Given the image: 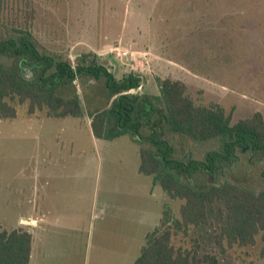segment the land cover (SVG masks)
<instances>
[{
    "label": "rangeland",
    "instance_id": "1",
    "mask_svg": "<svg viewBox=\"0 0 264 264\" xmlns=\"http://www.w3.org/2000/svg\"><path fill=\"white\" fill-rule=\"evenodd\" d=\"M19 31L30 32L41 51L71 64L76 57L92 53L117 78L129 70L121 66L114 49H126L142 64L137 73L142 79L140 94L158 96L157 79L169 78L184 83L195 104L222 107L232 124L255 112L264 119V0H3L0 39ZM0 63L12 67L15 61L0 57ZM74 85L83 115L66 121L75 129L62 132L63 121H42L48 117L47 109L29 115L28 102L16 100L12 104L16 118H0V230L15 224L19 215L38 218L41 177L37 172L44 148L55 145L50 149L71 151L79 161L81 173L66 182L75 186V197L79 188L81 196L89 194L81 210L86 217L93 213L95 225L86 221L78 236L65 230L43 237V244L36 234L32 264H131L160 210L167 209L178 219L183 201L170 199L152 177L137 172L139 145L129 135L113 140L93 136L88 111L101 103L103 84L87 79ZM71 134L74 143L67 141ZM53 136L58 142L53 143ZM169 140L178 158L193 155L200 160L217 147L213 139ZM261 163L246 164L249 174L240 169L242 176H235V171L226 179L260 191L264 160ZM109 215L112 229L105 233L103 220ZM212 216L205 227L177 233L173 245L215 255L218 264H264L260 237L253 246L222 252L214 241L219 218ZM34 220L26 225L29 233L39 226Z\"/></svg>",
    "mask_w": 264,
    "mask_h": 264
},
{
    "label": "trees",
    "instance_id": "2",
    "mask_svg": "<svg viewBox=\"0 0 264 264\" xmlns=\"http://www.w3.org/2000/svg\"><path fill=\"white\" fill-rule=\"evenodd\" d=\"M0 57L15 61L12 67L0 63L1 119L16 118L15 100L28 102L29 115L45 108L48 117L80 118L82 103L74 84L95 80L103 87L101 107L88 111L93 136L113 140L129 135L136 140L138 172L152 177L170 199L183 201L178 219L163 211L131 264H218L215 255L175 247L172 242L177 233L211 224L212 214L219 218L214 241L222 252L253 246L256 237L264 251V189L254 191L226 179L235 171V176H242L240 169L247 175L249 166L264 160V119L259 112L232 124L222 107L195 104L186 85L169 78L157 79L158 96L130 94L141 85L140 75L127 73L118 79L92 53L76 57L71 64L41 51L28 31L0 39ZM175 136L195 143L213 139L217 147L200 160L193 155L178 158L169 140ZM259 174L264 179V171ZM31 245L29 232L1 229L0 264H29Z\"/></svg>",
    "mask_w": 264,
    "mask_h": 264
},
{
    "label": "crops",
    "instance_id": "3",
    "mask_svg": "<svg viewBox=\"0 0 264 264\" xmlns=\"http://www.w3.org/2000/svg\"><path fill=\"white\" fill-rule=\"evenodd\" d=\"M123 75L124 74H122L121 77ZM68 118L73 117H46L42 121L47 120L48 122H51L50 120L52 119L61 120L64 123L60 126V129L62 132H64L66 129H69V127L75 129V124L73 126L68 125V122L66 121L68 120ZM49 126L52 128L56 127L55 125L51 124ZM70 130L72 129L70 128ZM67 141L74 143V134L69 135L67 137ZM45 142L47 143L46 140ZM54 142H58L56 136H53V143ZM47 148L48 149L44 148L46 151H43L44 153L41 158V168H39V172H37L39 173V177H41V194L39 198L40 209L38 218L32 216V214L26 216L19 215L18 217H16L15 224H13L12 222L9 225L3 226V230L8 232L15 229H23L28 232V228H26V225L28 223H34V219L39 221V226H36V228L32 229V231L30 232L32 236V245L29 264H32L34 250L36 247H38L35 237L36 234H39L42 237L41 244H43V237L50 235L52 236L55 234V236H58L61 235L65 230L68 232L75 233L78 236L81 232L83 223L86 221L87 224L93 221V225H95V218L93 217V213L88 214V216L86 217V214L83 215V211L81 210L82 200L83 198H87L89 194L86 196H81V190L77 185V187L79 188L80 195L78 196V198L75 197L76 193L75 190H73L75 186L69 182H66V180L74 181L73 179H75V177L77 178L79 173H81L79 161L75 160L74 156H72L73 153H71V151L64 152L62 150L54 151L53 149H50L55 148V145L54 147L48 146ZM136 156H138L139 158L138 152L136 153ZM51 159H55V161L51 162ZM79 182L80 180H78V184ZM162 213L163 210H160L156 225L153 226L151 230L147 231L146 233L144 232V237L159 224ZM23 222H25L24 227H22ZM112 222L113 221L111 215H109L107 219L105 218L103 220L104 227H102V229L105 231V233L107 232V230L110 231L112 229ZM86 227L88 226L86 225ZM91 230L93 231V229ZM41 254H43L42 251Z\"/></svg>",
    "mask_w": 264,
    "mask_h": 264
},
{
    "label": "built area",
    "instance_id": "4",
    "mask_svg": "<svg viewBox=\"0 0 264 264\" xmlns=\"http://www.w3.org/2000/svg\"><path fill=\"white\" fill-rule=\"evenodd\" d=\"M115 55L117 59L121 62V65L125 70H129V73H138L142 68L141 62H137V58H135L132 52H129L126 49L116 48L114 49ZM139 58V57H138ZM124 60H129L131 62L126 63Z\"/></svg>",
    "mask_w": 264,
    "mask_h": 264
},
{
    "label": "water",
    "instance_id": "5",
    "mask_svg": "<svg viewBox=\"0 0 264 264\" xmlns=\"http://www.w3.org/2000/svg\"><path fill=\"white\" fill-rule=\"evenodd\" d=\"M110 70V69H109ZM112 74L114 73V72H112V71H110ZM114 75V74H113ZM141 88H142V85H140L138 88H136V89H134V90H131L130 92H132L133 94H139V90H141ZM23 223H25V222H23Z\"/></svg>",
    "mask_w": 264,
    "mask_h": 264
},
{
    "label": "flooded vegetation",
    "instance_id": "6",
    "mask_svg": "<svg viewBox=\"0 0 264 264\" xmlns=\"http://www.w3.org/2000/svg\"><path fill=\"white\" fill-rule=\"evenodd\" d=\"M99 63V62H98ZM100 65H102V66H104L105 68H106V66L104 65V64H102V63H99ZM109 69V68H108ZM109 71V70H108ZM110 72V71H109ZM133 74H137V73H133ZM137 75H140V74H137ZM130 94H132V92H129ZM140 94V93H139ZM142 94H144V93H142ZM142 94H140V95H142ZM147 95H149V94H147ZM150 96H153V95H150ZM155 96V95H154ZM132 139V138H131ZM132 140H134V139H132ZM134 141H136V140H134ZM137 142V141H136ZM138 143V142H137ZM139 145V144H138ZM138 151H139V146H138Z\"/></svg>",
    "mask_w": 264,
    "mask_h": 264
}]
</instances>
